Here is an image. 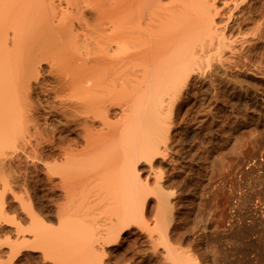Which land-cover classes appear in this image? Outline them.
<instances>
[{"label": "bare ground", "instance_id": "bare-ground-1", "mask_svg": "<svg viewBox=\"0 0 264 264\" xmlns=\"http://www.w3.org/2000/svg\"><path fill=\"white\" fill-rule=\"evenodd\" d=\"M64 1L65 9H61L63 0H0V162L20 140L30 143L38 135L40 140L36 138V143L45 142L42 138H47L46 133L55 134L51 155L47 156L42 147L38 153V146L35 152L36 159L46 163L52 179L54 212L50 222L29 213L33 225L29 234L34 236H31L34 242L30 243L44 245L42 251L48 256L57 254L52 250L62 249L61 258L57 255L61 262L69 255L67 260L79 259L77 264H128L130 259L121 256L130 253L134 257L142 252L136 248L138 240L131 239L128 249H121L118 255L115 253L116 257H111L113 249L124 244L127 234L140 229L152 245L157 264H197L170 243L173 223L168 207H159L155 224H149L145 211L148 197L141 189L144 184L137 165L141 160L151 163L165 155L161 148L167 140L162 138L163 105L168 100L179 99L183 89L194 81L192 76L197 72L203 75L204 68L213 62H218L224 70L235 65H231L226 55L231 53L242 59L243 49L253 43L250 38H263L264 22L261 21L259 31L249 27L252 15L244 17L238 11L246 0H218L223 1L222 7L217 5V0H171L167 6L161 0H126L114 18L95 28L86 17L91 11L105 7V0H83L86 6L76 5V8L72 0ZM226 10L227 24L222 22L225 26H220L217 16ZM108 38L114 40L108 45L105 57L109 64L105 66L95 55L105 53L99 45ZM132 50L142 56L135 73L134 99H109L95 111L84 106L83 99H75L80 94L98 91L106 80L114 89L118 68L132 61ZM57 52L66 54L63 61L68 66L64 73H58L56 68L58 61L53 57ZM42 61L49 63L50 74L39 79L47 67ZM205 63L208 65L203 67ZM50 80L51 89L45 96L55 95L57 101L51 107V117H47L53 127L48 130L37 120L46 107L34 99L39 98V91H44L42 86ZM67 92L72 94L69 96L72 99L63 98ZM117 107L121 108L118 116ZM57 117L62 120L55 121ZM74 133L79 141L72 137ZM79 143L84 146L82 151L75 148ZM47 157L53 159L52 165L47 163ZM94 161L104 166L95 178L102 192L98 201L103 204L100 214L85 207L75 180ZM6 184L4 190L8 191L6 188L10 187L5 188ZM162 190L160 187L157 191L158 204L165 206L167 198ZM101 215L98 220L97 216ZM15 243L18 246L21 240ZM16 245L12 244L11 249L14 246L16 249ZM260 245L259 261L264 264V234ZM132 264H135L133 260Z\"/></svg>", "mask_w": 264, "mask_h": 264}, {"label": "rangeland", "instance_id": "rangeland-1", "mask_svg": "<svg viewBox=\"0 0 264 264\" xmlns=\"http://www.w3.org/2000/svg\"><path fill=\"white\" fill-rule=\"evenodd\" d=\"M125 1L105 0L106 6L98 11H91L86 20H89L93 27H99L114 18L120 9L119 6ZM72 2L75 4L74 8L76 5L86 6L83 0H72ZM216 2L222 7L223 1ZM57 3L59 5V1ZM161 3L167 6L170 5L171 0H161ZM61 4H63L61 9H65L66 2L63 0ZM226 11L219 15L220 17L217 16L220 26L227 24L225 22L228 16L225 14H228V10ZM238 11L243 12L241 15L244 17L252 15L253 20L249 27L259 31L264 22V0H246ZM263 38L256 37L255 40L250 38L253 42L251 47L250 43L245 47L247 50L244 48L242 52L245 51L242 57H247L246 60L228 53L226 57L231 59V65H235L225 69L227 72L222 67L220 69L218 62H213L211 66L204 68L203 75L199 70L200 75L197 72L192 76L194 81L183 89L179 99L168 100L163 105L165 131L163 130L162 138L167 140L162 145L166 143L167 145H161V148L165 155L162 153L164 156L156 157L151 163L141 160L137 165L144 184L141 189L148 197L145 211L148 213L149 224L152 226L155 224L154 217L159 212V207L161 209L168 207L171 224L173 223L169 224L172 230L170 243L185 257L195 259L197 264H261L259 252L264 234V213L262 214L264 209H261L264 207ZM113 40L106 39L103 45H99L105 53L96 52L95 55L105 66L109 64L105 57L108 45ZM238 46L241 47L239 44ZM76 52L80 53V51ZM130 54H133L132 61L121 64L118 68L114 89L109 80H106L98 91L80 94L75 99H83L81 100L83 105L94 111L109 99H122V101L134 99L135 73L140 68L137 64L142 56L137 55L136 50H132ZM65 56L66 54L57 52L53 57L58 61L56 67L58 73H64L65 67L68 66L63 61ZM78 56H82L81 53ZM42 64L47 67L42 70L39 79L50 74L49 63L42 61ZM207 65L205 63L203 67ZM238 65L242 66L238 68L236 67ZM32 82L35 80L33 79ZM51 82V80L45 82L42 86L44 91H39V98L34 99L37 103L40 100L43 102V107H46L37 115V120H40L42 126L44 125L43 127L48 130L53 128L50 127L48 119L52 115L51 107L57 101L55 95L45 96L46 91L51 89ZM115 94L117 96L114 97ZM70 95L72 94L67 92L63 98L64 96L70 98ZM119 112L121 108L117 107L115 114L118 116ZM54 120L60 122L62 118L57 117ZM48 133H46L47 138L41 136L45 142L42 139L40 142L46 143L44 145L39 141L36 143L40 140L38 135H34L35 138H31L30 143L20 140L15 146H11L6 158L0 162V264H62L64 262L57 257L59 254L61 258L62 249H54L52 251L57 254L48 256V253L45 255V251H42L44 245L38 242L30 243V241L34 242L32 238L34 236L29 234L33 229L29 213H34L39 218L42 217V220L50 222L55 206L52 195L53 183L48 175L46 163H41L35 156L37 146L38 153L42 147L47 156L52 154L51 143L55 134ZM72 137L75 141H79V138L76 140L78 137L76 133ZM36 138L38 139L35 140ZM78 146L75 148L82 151L84 147L82 143ZM262 156L263 161L254 162ZM46 161L53 164V159L50 157H47ZM102 167L104 166L101 162H91L75 178L83 195L85 207L95 214L103 212V204H98L102 192L98 190L95 182L96 172ZM25 179H27L26 183ZM5 184V188L12 187L14 194L10 193L12 192L10 188H6L8 191L4 190ZM160 187L167 198L165 206L158 204L160 201L157 191ZM102 217L103 215L97 216V219L100 220ZM125 238L126 241L121 247L113 249L111 257H116L121 249L122 251L128 249L131 239L136 238L139 243L136 248H141L142 252L134 257L127 253L121 256V259H124L122 257H125V260L130 259L128 264H132V260L135 264H153V262L157 264L152 253V245L147 242L140 229L132 235L127 234ZM20 240L23 244L19 243L17 246L18 243L15 242ZM142 242L143 245H140ZM12 244L17 246L16 249L15 246L13 247L15 252L11 249ZM66 260L65 262H69L67 264L75 262L77 264V260L79 261L76 258L73 259L75 262L71 261L72 259Z\"/></svg>", "mask_w": 264, "mask_h": 264}, {"label": "built area", "instance_id": "built-area-1", "mask_svg": "<svg viewBox=\"0 0 264 264\" xmlns=\"http://www.w3.org/2000/svg\"><path fill=\"white\" fill-rule=\"evenodd\" d=\"M259 160V162L260 161H263V156L262 157H259L256 161H254V162H257Z\"/></svg>", "mask_w": 264, "mask_h": 264}]
</instances>
